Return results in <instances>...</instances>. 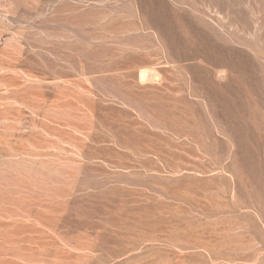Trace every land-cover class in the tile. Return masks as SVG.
<instances>
[{
	"label": "rangeland",
	"instance_id": "obj_1",
	"mask_svg": "<svg viewBox=\"0 0 264 264\" xmlns=\"http://www.w3.org/2000/svg\"><path fill=\"white\" fill-rule=\"evenodd\" d=\"M0 264H264V0H0Z\"/></svg>",
	"mask_w": 264,
	"mask_h": 264
},
{
	"label": "bare ground",
	"instance_id": "obj_2",
	"mask_svg": "<svg viewBox=\"0 0 264 264\" xmlns=\"http://www.w3.org/2000/svg\"><path fill=\"white\" fill-rule=\"evenodd\" d=\"M145 74H146V73H144V72H141V73H140V79H141V80H143V79L145 78ZM147 74H148V73H147ZM147 74H146V76H147Z\"/></svg>",
	"mask_w": 264,
	"mask_h": 264
}]
</instances>
